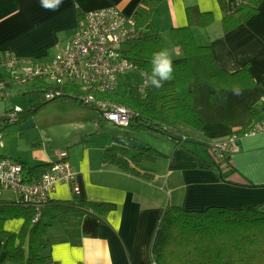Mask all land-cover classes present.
<instances>
[{
	"label": "crops",
	"instance_id": "0c3cea01",
	"mask_svg": "<svg viewBox=\"0 0 264 264\" xmlns=\"http://www.w3.org/2000/svg\"><path fill=\"white\" fill-rule=\"evenodd\" d=\"M225 1L231 10L241 0ZM141 2L61 0L58 5L46 6L43 0H0V52L8 50L25 63L51 56L70 43L78 20L85 12L115 5L128 16L142 11L141 29L158 31L170 56H180L183 51L172 38L171 28L187 23L188 5L196 4L202 11H212V23L206 27H193L196 40L210 44L216 63L223 69L234 71L248 63L255 79L253 85L238 87L240 95L233 94L234 87H214L203 81L189 84L193 103L203 120V140L213 143L236 134L238 149L229 153L226 159L232 169L222 176L217 166L210 163V150L204 144L205 150L187 140L177 144L160 132L153 142L152 138H145L150 135L142 133L153 129H123L101 122L97 130L96 122H91L86 130L65 142L67 148L64 150L76 170L77 194L81 199L110 202L113 206L103 217L79 208L45 218L49 224L42 235L45 242L42 253L57 264H156L152 245L168 204L200 209L213 204L242 207L264 202V186L246 182L247 179L257 184L264 182V131L235 132L253 122L249 107L264 99V0L245 22L227 31H222L221 18L225 11L218 0H161L151 11L143 9ZM9 74V70H0V77ZM30 83L9 85L13 93L9 99L30 94L27 93L32 89ZM211 93L213 98H210ZM17 120L24 121L20 116ZM260 121H264V116ZM115 135L136 138L160 151L154 161L140 162L142 168L153 171L150 177L102 162L104 148L118 144L114 142ZM99 136L102 139H98ZM194 142L202 144L197 140ZM58 152H49L30 163L22 156H11L22 161L27 175L35 178L28 168L51 162ZM134 152L135 148L128 147V155ZM72 196L71 185L59 182L49 198L68 200ZM17 197L19 195L11 190L0 193V201ZM23 221L22 216L7 218L3 227L17 232ZM0 264H15L6 258V237L1 234Z\"/></svg>",
	"mask_w": 264,
	"mask_h": 264
},
{
	"label": "trees",
	"instance_id": "16d2710c",
	"mask_svg": "<svg viewBox=\"0 0 264 264\" xmlns=\"http://www.w3.org/2000/svg\"><path fill=\"white\" fill-rule=\"evenodd\" d=\"M160 1L142 0L141 7L151 11ZM218 1L225 11L221 18L222 31L245 22L258 10L261 2L241 0L236 7L229 10L225 0ZM142 14V11H137L133 16L138 32L125 42L123 51L126 57L135 62L136 70L142 72L145 81L134 82L122 88L118 85L115 90L96 95L120 103L132 111L128 124L123 126L153 129L177 144L185 140H197L206 145L213 154L212 143L203 140V120L193 103L189 84L203 81L214 87L253 85L255 79L248 63L234 71L223 69L216 63L210 44L198 42L193 31L194 26L206 27L212 23L214 15L210 10L202 11L196 4H191L186 7L187 23L171 28L172 38L181 47L183 54L170 56L172 79L162 82V87L155 88L146 83L145 74L151 73L153 53L168 49L158 31L141 29ZM30 86L32 89L27 93L33 95L29 98L31 103L18 115L24 120L30 117L28 115L31 112L55 98L72 99L97 108L93 103H84L78 99L76 94L79 90L75 84L59 85L63 93L51 99H45L43 96L44 84L31 81ZM213 97L211 93L210 98ZM249 111L253 122L237 128L236 133H245L253 123L262 120L264 99L251 105ZM0 120H4V116H1ZM158 154H161L160 151L147 143L143 148H135L131 155H128V147L113 144L104 148L102 162L115 164L135 175L150 177L153 171L142 168L140 162L154 161ZM212 154L210 163L217 166L222 176L228 169H232L226 160L229 153H225L221 158ZM50 163L36 164L29 167L28 171L37 177ZM246 182L264 186V182L257 184L248 179ZM72 193V198L68 200L49 198L40 208L37 219H34L35 206L20 197L0 201V234L6 237V258L9 261L15 264L55 263L49 261V256L42 253V247L45 246L42 235L49 224L45 220L46 217H54L79 208L103 217L113 206L110 202L84 200L76 192ZM15 216L24 218L20 229L17 232L6 230L3 221ZM152 253L156 264H264V202L242 207L213 204L200 209H188L170 203L165 207L156 229Z\"/></svg>",
	"mask_w": 264,
	"mask_h": 264
},
{
	"label": "built area",
	"instance_id": "2783aa9c",
	"mask_svg": "<svg viewBox=\"0 0 264 264\" xmlns=\"http://www.w3.org/2000/svg\"><path fill=\"white\" fill-rule=\"evenodd\" d=\"M138 32L133 16H128L115 5H108L85 12L78 20L70 43L62 50L47 57L25 63L12 52H0V70L10 74L0 77V97L13 93L9 85L27 81L44 84L45 99L58 97L63 92L58 87L70 83L78 87L76 94L84 103H93L101 115L118 125H127L132 111L115 101L100 97L96 93L117 88L120 77L137 68L135 62L125 56V42ZM52 85V86H50ZM23 107L14 104L5 110L4 120L14 122ZM264 131V121L254 123L248 133ZM238 149L236 134L212 143V152L218 158ZM75 170L68 161L66 150L60 151L47 169L35 178H30L22 161L12 156H0V193L11 190L36 208L34 219L44 206L57 183H72L71 190L77 192L74 183ZM57 264V263H51ZM83 264V263H82Z\"/></svg>",
	"mask_w": 264,
	"mask_h": 264
},
{
	"label": "rangeland",
	"instance_id": "374dc122",
	"mask_svg": "<svg viewBox=\"0 0 264 264\" xmlns=\"http://www.w3.org/2000/svg\"><path fill=\"white\" fill-rule=\"evenodd\" d=\"M144 81L142 72L133 69L121 75L119 85L122 88L130 86L134 82L143 83ZM31 96L33 95L27 94L26 97L17 95L12 96V99H9L11 96L5 99L0 97V115L4 116V108H10V106L14 104H19L25 108L28 107L30 105L29 98ZM95 112L98 117L95 116ZM99 112V110L85 107L79 102L71 99L62 100L61 98H55L43 106H40L34 112H31V114L28 115L30 117L28 119L26 118L27 120L23 119L24 121H18L16 119V121L11 123L0 120V154H5L6 156L19 155L23 158H27L30 163L34 158L43 157L49 152L53 154L66 149L65 142L76 136L79 131L86 130L91 122H96L97 130L98 123L101 122L108 123L114 127L130 129V126L117 125L114 124L113 121L101 117V113ZM29 120H32L33 124L23 127V123ZM102 129L99 126V130L103 131ZM145 131L148 132L142 133L150 135L145 137L147 140L152 138L153 141L155 140L154 138L159 135V132L155 130ZM139 133H141V131ZM98 139H102V136H99ZM165 139L167 138L165 137ZM186 142L198 144L205 150L203 144L196 143L194 140ZM209 152L212 154L211 151ZM74 180V183L76 182L78 184L76 180V170ZM69 184L71 185L72 183L69 182ZM78 191L79 189L76 193H78Z\"/></svg>",
	"mask_w": 264,
	"mask_h": 264
},
{
	"label": "clouds",
	"instance_id": "9594fccd",
	"mask_svg": "<svg viewBox=\"0 0 264 264\" xmlns=\"http://www.w3.org/2000/svg\"><path fill=\"white\" fill-rule=\"evenodd\" d=\"M61 0H43L46 6L58 5ZM172 60L169 52L164 49L153 53L151 58V73L147 75L146 83H150L155 88L162 87V82L172 79ZM234 95H240V89L234 87L232 89Z\"/></svg>",
	"mask_w": 264,
	"mask_h": 264
},
{
	"label": "water",
	"instance_id": "95a60500",
	"mask_svg": "<svg viewBox=\"0 0 264 264\" xmlns=\"http://www.w3.org/2000/svg\"><path fill=\"white\" fill-rule=\"evenodd\" d=\"M32 124V120H29L27 122H24L22 126L24 127ZM114 142L129 148H143L145 146V143L141 140L126 135H115Z\"/></svg>",
	"mask_w": 264,
	"mask_h": 264
}]
</instances>
